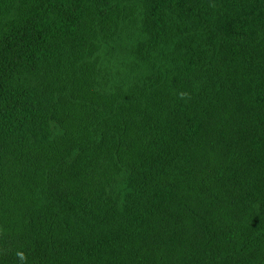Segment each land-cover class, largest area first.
<instances>
[{
    "label": "trees",
    "instance_id": "obj_1",
    "mask_svg": "<svg viewBox=\"0 0 264 264\" xmlns=\"http://www.w3.org/2000/svg\"><path fill=\"white\" fill-rule=\"evenodd\" d=\"M0 264H264V0H0Z\"/></svg>",
    "mask_w": 264,
    "mask_h": 264
}]
</instances>
